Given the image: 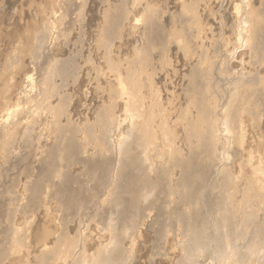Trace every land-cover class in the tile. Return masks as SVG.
Segmentation results:
<instances>
[{"label":"rangeland","instance_id":"rangeland-1","mask_svg":"<svg viewBox=\"0 0 264 264\" xmlns=\"http://www.w3.org/2000/svg\"><path fill=\"white\" fill-rule=\"evenodd\" d=\"M50 1H51V3H50ZM52 1H53V3H52ZM79 1H81V2H79ZM79 1L78 0H0V106L2 108H4L6 103L10 102V98H12L13 95H16L18 92H20V89L23 86V84H22V82H20L21 84L16 88L15 87L16 82H17V80L20 81L21 76H23L22 73L25 69H32V68H34L35 73H37L35 75V77L38 75L40 80L42 81V82L40 81L42 84H40V87L37 88L35 90V92H33V94L31 95L32 96L30 99L31 105L27 103V102H29V100H27V102L26 101H23V102L20 101L18 104L20 106H18V107H21L20 109L22 111H23V109H26L28 107V109H26V111L24 110V112L26 113L28 110L27 114H28V116H30L29 112L31 114L32 113L31 110L33 111L35 108H39V107L43 106L44 103L47 104V105L44 104V106H46L47 108L41 107V111H45L44 109H46L45 112L47 114L45 117L47 119L45 118L46 121H43V123L40 125L41 129H39V126L37 127L39 131L41 130L40 132L36 128L37 136L33 135V133H32L33 131L31 130V128L26 129V127H25L26 125H24V124H23V126L17 127L18 130L16 128H11V130L8 129L9 131L5 130L6 133L4 131V134L2 135L3 138L8 141V144L7 143L6 144L5 143L0 144V149L4 148V149H2V151H0V155H1L0 156V161H1L0 162V165H1L0 166V189H1L0 194L3 193V195H0V199H1L0 200V218H1L0 223L2 222L0 225H2V227L5 226L4 223L7 220L8 216L9 217L11 216L12 218H8L7 221H10L11 219L16 221L17 217L15 219V218H13V216L17 215L16 208L18 209V211H20V206L22 205V203H21L22 201H20V202L16 201L19 199L17 197L19 194H21V196L23 195L24 192H22L21 190H23L24 186H27V184H29L31 182V178H33L31 176L34 175L33 169L36 170L38 168L37 165H39V163H37V162L40 160V158H41V160H43L41 156L43 155V153L45 151L48 150L47 148L50 147L49 143L51 141L49 139L50 137H48V136L51 134H52V136L54 135V132H51V131L56 130V128H52L53 126H55V122H57V124H56L57 126L59 123H61L63 125L66 123L69 126L70 125L72 126V124H73L75 131L77 130L76 132L78 133L77 134L75 132L76 136H77L76 138L77 139L79 138L77 140L78 143H76V144L79 145V142L81 141L79 146H80V150H81L80 156H82V157L80 158L79 155L77 157L80 159L83 158L85 160H82V161H84V162H82L80 159H78L79 161L78 160L76 161L78 164L74 163V165L73 164L70 165L69 170L70 169L72 170V171L68 170L70 172V174L66 170L69 166L68 164L66 167L64 166L65 168L63 167V170L64 171L66 170L65 171V172H67V173H65L66 175L69 174V176L70 175L74 176V178H76V180L78 181L77 182L78 185H79V182L81 181L80 184L82 186L79 185V188L78 187L75 188L76 190H77V188L81 189V187L83 189L85 188L84 189L85 191L83 193L81 192V190L80 191L78 190L79 194L75 193L76 194L75 199L77 200L78 203L81 200L83 202L85 200V202H84L85 204L82 202L85 206V209H84V206L82 207L83 204L81 202H80L81 204L77 203L79 206L81 205L79 208L80 211H81V209H82V211L83 210L84 211L83 212L81 211L82 213L78 212L79 210L77 208L79 206L76 204L78 207L76 206L77 208L74 207V210L72 209L71 211H69V212H72L71 214L68 213L69 215L74 216L75 218L70 217L69 215L65 214V212L63 213V211L61 209H59L60 207L58 206V204L54 203L55 201L53 199H51V197H48L50 195V193H49L50 191L45 190L46 193L45 192L41 193L40 198L37 197V201L40 200L41 202L38 201L37 207L40 206V207H38L40 210L37 211V213H36L37 216H32L35 218L37 217L36 221L34 220L35 218H32V220H31V217H30V219H28L29 223L28 222H21L22 219H20V220L18 219L15 222L18 225L17 226L18 230H19V228H22V231H23L25 228V230L27 231L28 227L30 229L31 226L35 228L34 232L32 231L33 232L32 234L29 231L26 233L25 230L23 231V233L24 232L25 233L22 234L20 232L21 230H19V232L21 233L20 236L23 235L22 238L26 236L25 241H27V238H28L27 242H30L31 241L30 238L32 235L38 236L41 233V231H43L46 228L47 222L50 220V222L52 223V227L55 228L54 231L56 233H54V236L57 237L59 234V235H62L64 239L66 238L65 239L66 241H65L63 238H61V236L57 237V238L60 237V239H63V241L67 243V244L65 243V246H63L64 242H61L62 240H60V242L62 244V245L59 244L62 248L58 247V250L61 248L58 251L60 253V255H62V253H63L64 255H62V256L64 257L65 253L69 252L72 248L73 251H70V252L74 253V254H72V255H74L73 256L74 258L82 257V258H85L84 260L86 261L88 256L90 257L92 254L94 255L95 253L98 252L99 245H100V247H102V245H104L105 238H103V235H104V233L106 234L105 231L108 229V227L114 226L115 224H116L115 226H117V224L122 223V225L121 224L120 225L123 227H124V225L129 226V227L125 226V228L122 227V230H129L130 229L129 231L131 233L128 231H127V233L130 235H135V240L134 241L132 240L133 243L131 242V238H129L130 240L129 239L126 240V241L130 242L129 243L130 245L127 243V245L129 247L126 245L125 249L128 250L130 253H131V251L133 253V254L131 253V257L126 262V264H264V191H263L264 186L261 185V183L264 184V0H242V2H241V0H144L145 3H144V1L142 2V4H141V2H139L140 5H139V3H135L136 0H134V1L132 0V2H131V0L130 1H128V0H79ZM126 1H128V2H126ZM121 2L123 5L121 4ZM125 2H126V4H125ZM136 2H138V1H136ZM78 3L80 5L81 4L82 5L81 6L78 5ZM58 4H60V7ZM124 5H126V7ZM141 5H144V6L141 7ZM182 5H184L183 8H182ZM189 5L191 7H193L194 9H190L191 7H189ZM62 6H65V7H62ZM246 6H248V9H246ZM79 8L80 9L82 8V9L79 10ZM121 8H122V11L125 12V13L122 12V13H124L123 16L124 17L126 16L125 21L123 20L120 23L121 26H119V25L117 26L118 29L116 27L115 34L112 36L114 38H112L111 40L108 41V40H106L105 35H104V33L106 32V30L108 28L107 25H110L109 21L111 20V17L114 15V12L121 9ZM183 10L185 13L183 12ZM132 11L135 12L134 16H136V17H141L143 14H148V16H150L154 20L157 27L160 28L159 34H158V39H160L161 36L163 37V35L165 34V36L162 38V40H163L162 42L164 44L158 45V46H151L150 44H148L150 46V48L151 47H155V48L154 49L151 48L150 50L148 48L147 51H149V52L144 51L145 55H143L144 53H142L141 51L144 50V47H143L144 45H146L145 47H147V44H146L145 40L142 39L141 35L138 32H136V30H133V28L130 27L131 26L130 23H132V20H131L132 19L131 16L133 15ZM181 11L183 13H181ZM186 11L189 14L186 13ZM191 11L193 12V14L195 13L194 11H196L195 15H193L191 13ZM237 13H240V15H244V16H240ZM245 14H246V16H245ZM77 15H78V17H77ZM181 15H182V17H181ZM62 17H64V18H62ZM183 17H185V18H183ZM239 17L241 18L242 22L239 21L240 20ZM181 18H182V20H181ZM192 18H193V20H192ZM128 19L130 20V22ZM187 21H188V23H187ZM196 21H198V22H196ZM244 21H246V24ZM179 22H181V24H178ZM247 22H248V24H247ZM54 23L56 24V26ZM65 23H67V24H65ZM242 23L245 24L246 28L244 27V29H243L242 26H244V25H242ZM180 25H182V26H180ZM247 25L249 26V28ZM123 26H124V28H122ZM181 28L184 29V33L179 32L182 30ZM188 28H189V30H188ZM238 28H240V29H238ZM247 28H248L249 32L245 31V30H247ZM242 29L245 32H243ZM48 30L50 31V34H47V32L49 33ZM240 31L243 32V34ZM250 31H251V33H250ZM116 32H118V33H116ZM160 32L162 34L161 36H160ZM253 32L256 34V36L254 35ZM258 32H259V34H258ZM260 32H262V34ZM43 33H44L45 39L43 38ZM238 33L239 34L241 33V35L246 34V35H244V37L247 36V33H249L248 36L246 37V41L244 42L245 46H242L243 45L242 41H240L242 44L239 45L240 43L237 40V38L239 37ZM52 34H54V35H52ZM49 35H51L50 39H48V37H47ZM252 36H253V39H252ZM257 36H259V37H257ZM53 37H54V39H53ZM166 37H167V39H166ZM251 39H252V42L254 41L253 43L251 42ZM137 40L139 41L138 44H137V42H138ZM141 40H142V42H141ZM41 41H43V42H41ZM47 41H49V42L51 41V42L47 45V44H45ZM235 41H236L237 45H236ZM43 43H44V45H43ZM251 44H253V46ZM139 46L140 47L142 46V47L140 48ZM159 46H161V48ZM158 47H159V49H158ZM136 49H137V51H136ZM231 49H233V50H231ZM226 51H227V53L228 52L229 53L226 54ZM232 51H234V55H230V53L233 54ZM138 52H139V54H138ZM139 55L140 56H146V57L149 56V58H151V60L148 59V61H147V63L149 65L151 64L150 66H152L151 70L149 68L150 67L149 65H147L148 67L147 66L143 67V65L141 63V62H143V60L142 61L140 60ZM238 55H239V57H237ZM232 56L235 59H232ZM146 57H143V58L141 57V59H144ZM138 58H139V60H137ZM224 59H226V60H224ZM149 61H152V62H149ZM222 61H224L223 62L224 65L222 64ZM226 61H228V62H226ZM137 62H139V63H137ZM47 64H48V66H47ZM50 64H52L51 66H54V65L55 66L56 65L65 66V71L66 72L68 71L70 74L72 73L71 74L72 77H70V78L67 75H65V78H64L65 81H63V82L61 81L62 79H57V77H53L56 80V81L54 80V89L53 90L54 91L56 90L58 92L52 91L50 93L49 88L47 90L48 82L45 78H46V75L48 73L47 70H48V67L50 66ZM210 65H211V67H210ZM146 67L149 69H147ZM39 68H41V69H39ZM120 68H121L120 71H122V72H120V71L118 72V69H120ZM124 70H125V72H124ZM109 71L111 72V74H109ZM112 74H114V75L112 76ZM118 74H120V76H117ZM75 75H76V77H75ZM121 76L122 77L124 76V77L122 78ZM127 76H130V78ZM117 77H118L119 81H117ZM126 77H127V79H126ZM124 78H125V80H124ZM194 78H195V87L192 89L191 86H192V81L194 80ZM74 79H77V80H74ZM122 79L124 80L123 83H125V86L128 87L125 89L132 88V86L134 85L133 89H132L133 91L135 90L134 95L136 96L138 94V96L135 97V99L136 98L139 99V101L136 100V102H135V108L137 110H133L134 112L135 111L137 112V114L135 113L137 115V120H135L134 123L141 125V127L144 129V130H142L143 135H145V136H146V133L148 131H150V133H151V131L153 130L151 133L152 135L148 132L147 136L148 137L151 136L150 138H148L149 139L148 146L151 142V144H153L154 147L150 145V148H151V151H150L149 147L147 146V151L149 150L151 153L150 152L148 153L146 151V154L147 155L149 154L148 157L150 156L149 161L152 158L154 161V162L152 161L153 163L150 161L152 164V171L154 170L153 171L154 176H153V173H151L152 174L151 177L157 176V179L158 180L160 179L159 182L162 181V179H163L162 183L165 182L164 179L167 182V183L166 182L164 183L165 185L163 184L165 188L162 186V184L159 185V187H158L161 190H163V191L160 190L159 195L161 194V196L158 195V191L153 192V194H151V195H153L155 198L158 195L159 197H157V198H160V200L161 199L163 200V201L157 200V201H160V203L159 202L158 203L161 204V205H159L156 203L157 205L162 206V205H165L167 202L168 203L167 205H169V203H170V207L169 206H163V207H166V209H163L161 207L158 208L159 206L157 207V205L154 204V206L152 205L153 207L151 206L152 209H149L151 207L148 206V209L152 212L151 213V212H148L149 210L147 211V209H146L147 204H145L144 207H142L141 211H143V208H144L145 209L144 211L145 212L147 211L148 214H147V212L144 213V211L142 213L141 211L137 210V208L135 206L132 205V207L134 209L130 210V208H129V210L134 214L133 215L128 210L127 205H129V203H128V200L126 199L127 197H124L125 199H124L123 203L126 204V202H127L128 204H126L125 206L123 205V203H122L123 206L121 204H120L121 206H118V204H117V205H115L116 208H115V206H113L114 204L112 203V200H111L112 205L110 204V199H108L109 200L108 203L106 202L108 200H106L104 203L101 202L103 199L104 200L106 199V198H104V194H106L105 196H107V194L109 193V192H106L105 190L110 186V185H108L110 183L105 184V186L107 185V188L103 187L104 190H102L103 188L102 189L96 188L97 187L96 185L98 184V182L96 185L93 182H94V180L96 182L97 174H94L95 175L94 178H93V175H90V176L87 175L86 176L85 169H84V166H86V162H88V161L90 162V160H91L90 158H92V157H93L92 158L93 161H95V162H93L91 160L92 164H87V165L98 166V168H100L99 166H101L102 169L107 170L106 171L107 173L110 171L112 172V170L115 169L114 167L117 166L116 162H114V161H116V158H115L116 144L114 145V141H111L113 137L115 139L116 138L119 139V136H118L119 133L118 132L120 131L119 130L120 128L117 129L118 124L115 123V121L118 120L119 123H121L120 126H123V128L126 129L127 127H125V126H126L127 122H125V121L126 120L128 121L127 118L129 116V114L127 112H125V114L127 113V115L125 117V114L123 112V111H126V109H124L123 106H124V103L125 104L127 103L126 102L127 100L121 99L123 97L119 96V94H120L119 92L117 93V91H119V88H117V86H118L117 82L118 83L120 81L122 82ZM132 79H134V80L132 81ZM59 80L62 83H64V85ZM127 80H130V81H127ZM57 81H59V82H57ZM125 81H127L128 83L130 82V83L128 84ZM131 82H133V83H131ZM251 82H253V83L251 84ZM110 83H112V84H110ZM123 83H120V84L123 85ZM136 83H137V85L139 83V85H138L139 91L137 89L138 86L136 85ZM239 83H241V85ZM236 84L237 85L239 84V86H237ZM235 85H236V87H235ZM142 86H143V88H142ZM249 86H250V88H249ZM149 87H150V89H149ZM116 88H117V91H116ZM156 90L159 92H157ZM136 92H138V93H136ZM257 92H258V95H257ZM54 93L57 95V97L55 96ZM57 93L60 95H58ZM106 93H108V94H106ZM252 93L255 94L256 96H254ZM46 94H48V95H46ZM63 94L65 95L64 98L61 97V95H63ZM109 94H111V95H109ZM112 94L113 95L116 94V95L112 96ZM50 95H52V96H50ZM157 96H159V97H157ZM35 97H36V99H35ZM198 97H200V99H202L203 105L206 108H208L207 118L208 119L210 118L209 119V122H210L209 127H207L206 126L207 124H204L199 119V117H200L198 115L199 111H198V107H196V100L198 99ZM37 98H40V99L38 100ZM42 98L44 100V103H43V101H41ZM45 98L46 99L48 98L47 99L48 103H47ZM113 98H114V100H113ZM249 98L252 100L251 103H250L251 100ZM247 99L249 100L250 105L253 104V106H251V108H250V105L248 104ZM61 100H63V101H61ZM123 101H124V103H123ZM228 101H230L231 103ZM33 102H35V103L33 104ZM36 102L40 106L37 107ZM62 102H64V103H62ZM226 103L227 104L230 103V106L228 105L229 106L228 107ZM64 104L67 106H65ZM139 104L141 105V107ZM32 105L35 108H33ZM116 105H117V107H116ZM144 105H145V107H144V111H143L142 107ZM248 105H249V108H248ZM60 106H63L65 108L64 109L65 111L62 109L63 107L58 108ZM225 106H227L229 108L230 114L233 113L232 116H235L237 113L238 116L237 115L236 116L239 119V121H238L239 123H237L235 126H233L229 133H225L224 129L221 128V125L224 124L222 122V121H224L223 118L226 119V117H225L226 115L224 113L228 109L227 107L225 108ZM231 106L233 107L232 110L230 109ZM54 107H56V108H54ZM112 107H113V109H112ZM158 107H159V109H158ZM2 108L0 109V111H2ZM108 108H110V109H108ZM125 108H126V105H125ZM235 108H237V109H235ZM253 108L256 111H254ZM56 109H58V111L60 110L59 112H56V114L58 113L57 116L54 113L55 111H57ZM224 109H226V110L224 111ZM238 109H240V110H238ZM110 110H112V112ZM229 110L227 112H229ZM52 111H53V113H52ZM62 112H66V114L64 113V116L67 115V117H64ZM121 112H123V114ZM51 113L53 114L54 117H52ZM59 113L62 115H59ZM105 113H106V116L104 115ZM113 113H114V115H113ZM133 113H131V114H133ZM257 113H258V116H257ZM27 114H25L24 118L25 117L27 118ZM108 114H109V116H108ZM135 114H133V115H135ZM141 114H143V115H141ZM239 114H240V117H239ZM111 115L114 116V120L112 119L113 116H111ZM120 115H122V116H120ZM136 115L133 116L134 119H135ZM61 116H63V117L61 118ZM102 116H105V117L108 116L106 118V120L108 119L107 120L108 121L107 122V133L109 136L106 133V135L108 136V137H106V141L108 139V141H107L108 143L109 142L113 143V144L112 143L108 144L106 142V149H105V145H102L100 142H99L100 143L99 147H101V148H99L98 145H96V144H98V142L95 139L96 134H97V128H98L97 124L102 121L101 119L104 118ZM147 116H149L150 119ZM197 116H199V117H197ZM222 116H223V118H222ZM57 117H58V119H57ZM118 117H120V118L118 119ZM144 117L145 118L147 117V118L145 119ZM110 118L113 121V123L115 124L113 126L114 128L112 127V125H110L112 123ZM139 118H141V119H139ZM147 119H149V120L146 121ZM219 119L220 120L223 119V120L219 121ZM57 120H59V121H57ZM197 120H198V123L200 122V124L197 123ZM48 121L51 123H49ZM69 121H71V122H69ZM136 121H138L139 123ZM143 121H145V123ZM186 121H188V122H186ZM146 122H147V124H146ZM166 122H167V124H165ZM179 122H180V124H179ZM219 122H221V125ZM52 123H54V124H52ZM187 123H188V125H185ZM211 123H213L214 125L212 124L213 125L212 126ZM61 124H59V125H61ZM150 124L152 125L153 129L151 128V126H149ZM85 125H87L86 126L87 128L93 129L94 136H93V134L91 136H90V134H86L85 136H84V134H82V133H87L85 131L86 130ZM143 125H144V127H143ZM145 125H146V127H145ZM166 125L169 126V128H167L166 130H169V131L173 130V131H170L172 134L169 136V138H166L170 134L169 131H166V130L164 131L165 127H167ZM47 126H49V128ZM163 126H165V127H163ZM141 127H140V129H142ZM148 127H150L152 130H149L150 128H148ZM161 127H162V129H161ZM204 127H205V129L202 130V128H204ZM215 127L217 130L216 131L217 134L219 133L218 135L216 133L215 134L218 136L217 138H219V139H216V137H215V139H214L215 141L213 139L209 140L210 143L212 142L210 144V143H208V137L207 136H206L207 138L204 137L203 134L207 133L208 130H206V129H209V128H212L213 132H215L214 131ZM219 127L221 129V132H220ZM45 128L47 130H45ZM52 129H54V130H52ZM159 129H161V130H159ZM200 129H201V131H203L202 134H201ZM212 129H210V130L212 131ZM29 130L31 131V133H29L30 132ZM12 131H15V132H13L14 134L12 133ZM17 131H19L22 134V136H24V137H22L21 134H19V132L17 133ZM25 131H27V134L23 133ZM49 131H50V133H47ZM114 131H116V132H114ZM159 131H161V133ZM162 131H164V132L162 133ZM223 131H224V134H223ZM110 132L113 133L114 135H112ZM138 132H139V130H138ZM165 132H168V133H165ZM174 132L176 134H174ZM11 133H12V135H11ZM36 133L34 132V134H36ZM9 134L11 137L16 135L15 136L16 138L13 137V139L11 138V140H10ZM164 134H165V137H164ZM25 135L29 139L30 138L32 139L35 136L34 137L35 140L32 139L33 141H30L29 139H26ZM28 136H30V137H28ZM86 136H87V138L90 137L89 138L90 140L87 139ZM201 136H203V138H201ZM219 136L222 138H220ZM8 137H9V139H8ZM20 137L25 138L26 140H29L31 144L28 141V143L30 144L29 145L28 143H26L27 141L25 139H21ZM37 138H39L38 141H37ZM176 138H178V139H176ZM18 139H19V143H18ZM86 139H87V141H86ZM92 140H94V141H92ZM75 142H76V140H75ZM169 142H172V143L174 142L173 144L174 145L176 144L175 148H171L172 145ZM205 142H207V143H205ZM34 143H36V144L33 146ZM45 143H47V144H45ZM91 143L93 144L92 147L94 149L92 147H90L92 145ZM4 144H5V147L9 146L10 148L6 149L5 147H3ZM22 144H24V145H22ZM50 144H52V143H50ZM212 144H214L213 147H211ZM27 145H29L31 148L25 147ZM112 145H114L115 147L113 146L114 148L111 147L113 149H111V148L108 149V146H112ZM174 145L172 147H174ZM204 145H206V146L204 147ZM167 146H169V147L167 148ZM84 147H86L85 151H84ZM169 148H170V150L174 149L175 151H169ZM10 149H12V150L17 149V150L16 151L13 150L14 151V153H13V151ZM89 149H91V150L89 151ZM153 149H154V151H153ZM8 150H10L11 152ZM95 150H97L98 153L95 152ZM98 150H101V151H98ZM107 150L109 151V153ZM110 150H111V152H110ZM112 150H114V153H112L113 152ZM208 150L215 151L212 154H213V156H214V154L215 155L217 154L215 157L217 160L216 162H215V159L213 157H211L212 156L211 151H210V153H208ZM93 151H94V153H93ZM103 151H106L107 153L105 152L106 154L102 153V155H101V152H103ZM180 151H182V153ZM188 151L191 152V155ZM196 151H198L199 153H197ZM91 152H92V154H91ZM167 152H169V153L166 154ZM173 152H175V154H173ZM176 152L177 153L179 152L178 154L181 153L182 155L181 154H180L181 156L177 155ZM152 153H153V155H152ZM170 153L172 155V159H171V155H169ZM109 154H111V155L114 154L113 155L114 157H112ZM205 154L207 156L204 158ZM95 155L98 157L97 158L98 160L96 158H94V157H96ZM8 156L9 157L11 156V157L9 158ZM83 156H86V157H83ZM174 156H176L175 159H173ZM177 156H179V158ZM191 156L196 157V159H197L196 164L200 165V167H199V165H197V167H199V169L203 172V174H202V172H200V170H199V172L197 173L198 178L201 177L198 179V182H197V177L194 179V180H196L195 183L197 182V185H198L197 187L200 186L199 190L197 188V191H198L196 194L197 198L195 197V199L193 201L194 205L196 202L200 203V204L196 203L197 204V206L195 205L197 207L196 209L192 208V206H193L192 202L191 203L189 202L186 204L181 202L180 201V194L177 192L176 189L173 188V185L177 183V179L181 175L180 173L182 171L180 169H181L182 163L185 162L184 158L185 157L190 158ZM201 156H203V157H201ZM208 156H210L211 159L207 158ZM1 157H2V159H1ZM6 157H7V159H6ZM102 157H103V159H101ZM199 157H201L202 159ZM108 159H109V161H108ZM213 159H214V161H213ZM110 160L111 161L113 160V161L111 162ZM206 160H208L209 162ZM252 160H254V161H252ZM257 160H259V162ZM2 161L5 163H3ZM80 161L82 164L80 163ZM165 161H167V162H165ZM182 161H184V162H182ZM39 162H41V161H39ZM150 162H149V164H150ZM174 162H175V164H174ZM101 163H103V164L105 163L106 166H105V164L103 165ZM109 164L112 167L111 166L108 167ZM154 164H156V165H154ZM157 164H158V168H157ZM80 165H81V167H79ZM153 165H154V168L156 167L155 169H153ZM205 167L207 170L205 169ZM214 167H217V168L214 169ZM73 168H75V170H77V171H75ZM27 169H28V171H27ZM30 169H32L31 171L33 173H31ZM157 169H158V171H155ZM216 169H218V171ZM78 170H80V171H78ZM23 171H24V173H23ZM77 172H78V174H77ZM156 172H158V173L156 174ZM25 173H27V174H25ZM73 174H75L76 177ZM199 174H201L203 177L205 175L206 176L203 179L202 176H200ZM257 174H261V175L263 174V176H262L263 178L261 176H259L260 181L262 180L261 182H258V180L256 181L255 178H256ZM160 175H163V176L165 175V176L162 177ZM174 175H176V176H174ZM25 177H27V179ZM87 177H88L89 182L86 180ZM158 177H160V178H158ZM170 178L171 179L173 178V179L170 180ZM200 179H202V180H200ZM76 180L74 179L72 181L74 184L72 183L73 185H71L70 187L77 185ZM19 181H20V183H19ZM82 181H83V184H82ZM84 182H86V183H84ZM91 182H92V185L89 184ZM255 182H258L260 184L255 185ZM16 184H19V185H16ZM21 184H24V186L23 185L20 186ZM55 184L59 185L57 181L55 182ZM85 184L89 185V186H87L89 191H87L88 189H87ZM93 185H95L94 186L95 189H94ZM15 186L16 187L18 186V188L20 186L19 189L17 188L19 190V192L15 188ZM175 186L176 185H174V187ZM261 186H262V188H261ZM90 187H91V189H90ZM169 187L171 190H168ZM195 187H196V184H195ZM93 189L94 190L97 189V191L98 190L99 191L98 192L94 191V193H92ZM73 190H74V188H73ZM100 190H102V191H100ZM165 190H167V191H165ZM221 190H223V191H221ZM11 191L15 192V194L13 192L10 193ZM107 191H109V190H107ZM170 191H171V193H170ZM7 192H9V194ZM85 192H87V193H85ZM104 192H106V193H104ZM174 192H176V193H174ZM91 193H92V195H91ZM165 193H168L166 195L167 198L164 197ZM172 193H174L175 195ZM43 194H45L46 196L45 195L43 196ZM155 194H156V196H155ZM7 195L8 196L14 195L15 197L12 196L10 199L16 201L17 203L13 202L12 200L10 201V199H8L9 197L7 198ZM77 195L80 196V197L78 196V199L81 198L80 201H78ZM81 195H84V196H81ZM88 195H90V197ZM97 195H99L98 196L99 200L96 197ZM101 195H103V196L100 197ZM162 195H164L163 198H165L166 201H165V199L162 198ZM170 195H171V197H170ZM2 196H3V198H2ZM86 196H88L89 198L88 197L86 198ZM92 196H94V198ZM108 196H107V198H108ZM153 196H150V197H153ZM46 197H48L50 199H47ZM13 198H15V199H13ZM155 198H153V199H155ZM170 198L171 199L175 198L174 199L175 201L173 200L174 203L176 204V202H177L176 205H178V206L181 205L182 207L179 206V208H177V206L172 202V200H170ZM222 198L224 200L223 203H222V200H220ZM44 199H47V201ZM90 199L93 201L90 202L91 201ZM95 199L98 203H99V201L101 202V203H99L100 206L98 204L95 205V203H94ZM153 199L149 198L148 199L149 203ZM217 199H218V201H216ZM8 201L11 202V205L9 204L10 202H8ZM168 201H170V202H168ZM43 202L46 205H48L49 207L48 206L46 207V205ZM47 202H50V204ZM163 202H165V204ZM12 203L13 204L15 203V204L13 205ZM19 204H21V205L19 206ZM35 204H36V202H35ZM188 204H190V206ZM43 205L48 209L46 210V208ZM172 205H174L175 208ZM13 206H14V208H12ZM96 206L99 208H97ZM121 207H122V209H120ZM123 207H126V208H123ZM154 207L156 208L155 209L156 212H154L155 211ZM1 208L5 209L6 211L9 210L8 212H10L11 209L12 210L9 214L8 212H6L5 210H3ZM43 208H45V209H43ZM169 208L171 210L173 209L172 210L173 214H171L172 212L170 211ZM186 208H187V210H186ZM13 209H14V211H13ZM49 209H50L51 213L48 212ZM126 209L132 215L131 216L132 219L129 217L131 220L128 219V217H127V216H130V215H127V214H129L128 212H126V214H124V215H119V214H123L122 213L123 210L127 211ZM177 209H180L179 212L180 211H183V212H181L178 215L179 212L177 211ZM43 210L45 211V213ZM76 210H78V211H76ZM112 210H113V212H112ZM118 210H121V211L118 212ZM135 210H136V212H135ZM166 210L167 211L169 210V211L167 212ZM174 210H176V214H175ZM55 211H58L60 213V214L59 213L58 214L61 216L59 217L58 214L55 215V213H57ZM115 211H117L118 213ZM185 211H186V213H185ZM13 212L15 213V215H13L14 214ZM38 212H40L41 214ZM190 212L192 215H190ZM182 213L184 214V216L187 214V216H185L187 218H184ZM217 213H218V215H217ZM219 213L223 214V216L219 215ZM45 214L47 217H45ZM75 214H77V215H75ZM114 214H115L116 218H118V217L123 218L122 216H125L124 218L126 220L124 218H123V220H124V222L127 221L128 223L127 222L124 223V222H122L123 220L119 221V219L113 218L112 216H114ZM136 214H138V215L135 216ZM140 214H141V217H140ZM62 215H63V217H62ZM193 215H194V217L197 216L196 218L193 219L194 223L191 222V220H192L191 216L193 218ZM57 216L62 221V222L60 221V223H63V224L58 223L60 219H58ZM77 216L81 220L79 218H76ZM109 216H111L110 219H112V221H108ZM220 216L222 218L224 216L227 218L224 217L226 220L224 218H223L224 219L223 220ZM65 217H67V218H65ZM135 217H137V218H135ZM182 217L184 219H182ZM189 217H190V220H189ZM217 217L220 219V221H225V222L227 220L231 219L232 221L229 220L227 222L228 223L230 222L233 225V227H234V224L236 225L235 230L237 228L238 232L239 231L242 232L241 234L239 232L240 237L238 234H236L235 236L237 238H235V236H234L235 239H233V237H232L229 240H224L223 239L224 237H222L223 235L215 232V234L217 233V238L215 235L214 239H213V236H212V235H214L213 228L221 226V224H222ZM3 218H4V220H3ZM63 218L66 220H64ZM103 218H104V222L102 221ZM133 218L135 220H133ZM139 218H141L142 220H140ZM179 218H181V219H179ZM46 219H48V220H46ZM68 219H71V220H68ZM73 219H74V221H72ZM75 219H77V220H75ZM99 220H101L103 222V224H106V225H107V222L111 223L113 221L115 222V224L113 222V223H111L112 225L110 226V223H108L109 225L106 228V225H103L104 227L101 225L102 224L101 221H100L101 223L100 222L98 223ZM116 220H118L119 222L117 223ZM184 220H186L185 221L186 223L183 222ZM68 221L69 222L72 221V223H69ZM188 221H190L192 224H195V226H199L200 228H202L203 232H205L206 235H208V237L212 234L209 237L212 240L210 241V239H208L209 240L208 242L210 244V249H211V247H214V248H212L211 250H208L209 251L208 252L206 250V248H209L208 247L209 245L206 242L205 248L203 246V248H201L200 251H194L193 249L191 250L190 245H185L186 243L184 244V242H189V244H190L191 243L190 240L192 238L190 235L189 227L187 230V226L190 225V224L187 225ZM239 221L241 223H239ZM78 222L81 223L82 225L80 226ZM82 222H84V223H82ZM7 223H9V222H7ZM28 224L29 225L31 224V225L29 226ZM98 224L100 225V227L102 226L103 230L105 228L104 232H103L102 228H100V227L98 228ZM23 225L25 226L24 228H23ZM63 225L64 226L66 225V226L64 227ZM77 225H78V227L82 228V230H83L82 232H81V228H80V232L78 230V227L76 228ZM213 225H215V226H213ZM2 227H0V237L2 238V239L0 238V240H1L0 241V247H2V244H3V247L1 249L4 250L5 247H8L9 245H10L9 247H13L12 243H14V241L12 240V238H11V240L13 241L12 243L10 242L11 240L9 238L8 239L10 241H8V239H4V236L1 233ZM66 227H68V228H66ZM133 227H136L135 230ZM40 228H41V230H40ZM69 228L71 231L69 230ZM132 228H133V230H131ZM205 228H206V230H205ZM216 229L217 228H215V230ZM99 230H100V233L98 232ZM60 231H63V234ZM77 231H78V233H77ZM210 231H212V233ZM65 232L67 233V235ZM101 232H103V234ZM82 233H83V235H82ZM27 235H29L30 237ZM220 235H221V237H220ZM242 235H244V236H242ZM20 236H19V239H22V238H20ZM77 236H78V238H77ZM86 236L87 237L89 236V238H87ZM74 237L76 239H78V241L80 238V241L76 242L77 240L74 239ZM187 237H189L190 239L189 238L187 239ZM219 238H220V240H219ZM23 239L21 240V242L23 241ZM72 239L75 240L74 243L76 244V246L80 248L79 251H78V249H76L75 244L73 243ZM243 239H245V240H243ZM2 240H5V241L2 242ZM81 240H82V243H81ZM93 240L94 241L96 240L97 243L94 242ZM98 241H100V242H98ZM228 241H229V243H228ZM4 242H7V243H5L6 245L4 244ZM27 242L22 243V245L25 248L28 247V249L27 248L24 249V247L21 245V243H19L21 246L19 244L15 243V245L17 244V246H18V249H16V251H17L16 255L20 254L19 257L16 256L15 254H13V253H15L14 252L15 246L13 247L14 249L9 248V250H8L9 254H7V255L11 259L6 257L7 258L5 260L6 262L3 261L2 263L3 264L4 263L5 264H15V263L16 264H28L27 261L29 260L30 264H40V263L34 262V261H36L35 260L36 257L34 256L35 254H32L31 250L29 249V243H27ZM93 242L95 243V246H94ZM215 242L216 243L218 242V243L216 244ZM9 243H11V244H9ZM234 243H235V245H234ZM68 244H69V246H68ZM232 244L234 246H232ZM131 245H133V246H131ZM70 246H72V247H70ZM83 246H85L84 247L85 250L82 248ZM87 246H89V247L87 248ZM130 247H131V249H130ZM233 247L235 248V250L233 249ZM63 248H65V249H63ZM66 248L67 249L70 248V250L68 249L69 250L68 251V250H66ZM96 248H98V250H96ZM184 248L187 250H189V248H190V250L187 251ZM82 249L84 251H81ZM202 249H204V251ZM76 250H77V253L82 252V254L77 255V253L75 252ZM10 252L12 253V255H11L12 257L10 256ZM93 252H95V253H93ZM27 253L29 255H27ZM31 254L33 257H30ZM85 255H88V256L85 257ZM186 255H188L189 258L186 257ZM27 256H29L30 258ZM71 256L69 257L68 261H66V260H65L66 262L64 261L66 264L71 263V260L73 259V257H71ZM89 257H88V259L91 258V257L90 258ZM17 258H18V260H17ZM187 258H188V260H187ZM89 261L90 260H87L86 262H89ZM64 262H62V263L65 264Z\"/></svg>","mask_w":264,"mask_h":264},{"label":"bare ground","instance_id":"bare-ground-1","mask_svg":"<svg viewBox=\"0 0 264 264\" xmlns=\"http://www.w3.org/2000/svg\"><path fill=\"white\" fill-rule=\"evenodd\" d=\"M79 1V0H78ZM128 1H130V0H128ZM128 1H126V2H128ZM134 1V0H133ZM136 1H138V2H136ZM135 1V3H139V2H141V4H142V2L144 1V0H136ZM56 2V1H55ZM54 2V3H55ZM79 2H81V1H79ZM83 2V1H82ZM126 2H125V4H126ZM131 2H132V0H131ZM241 2H242V0H241ZM249 2V1H248ZM50 3H51V1H50ZM52 3H53V1H52ZM68 3V2H67ZM144 3H145V1H144ZM147 3V2H146ZM183 3V2H182ZM246 3V2H245ZM121 4H122V2H121ZM243 4V3H242ZM59 5V7H60V4H58ZM57 5V6H58ZM78 5H80L79 3H78ZM82 5V4H81ZM80 5V6H81ZM123 5V4H122ZM121 5V6H122ZM135 5V4H134ZM137 5V4H136ZM139 5H140V3H139ZM147 5V4H146ZM186 5V4H185ZM240 5V4H239ZM247 5V4H246ZM249 5V4H248ZM120 6V7H121ZM125 7H126V5H124ZM144 5H141V7H143ZM183 6L184 5H182V8H183ZM62 7H65V6H62ZM83 7V6H82ZM181 7V6H180ZM189 7H191L190 5H189ZM123 8V7H122ZM122 8L121 9H119V10H117V11H115L114 12V15L111 17V20L109 21L110 22V25H107L108 26V28H107V30H106V32L104 33V35H105V38H106V40H111L112 38H114V37H112L114 34H115V31H116V27L119 25V26H121V22L124 20L125 21V17L123 16V14L125 13L124 11H122ZM135 8V7H134ZM133 8V9H134ZM185 8V7H184ZM187 8V7H186ZM61 9V8H60ZM82 9V8H81ZM80 8H79V10H81ZM118 9V8H117ZM190 9H194L193 7H191ZM241 9V8H240ZM246 9H248V6H246ZM67 10V9H66ZM182 10V9H181ZM244 10V9H243ZM69 11V10H68ZM67 11V12H68ZM190 11V10H189ZM242 11V10H241ZM122 12H124V13H122ZM133 12V15L131 16L132 17V23H130L131 24V28H133V30H136V32H138L140 35H141V37H142V39H144L145 40V42H146V44H147V47H145L146 45H144L143 47H144V50H142L141 52L142 53H144V51H147L148 50V48H149V50L151 49V48H155V47H151L150 48V46L148 45V44H150L151 46H158V45H162V44H164L162 41V38L165 36V34L163 35V37L161 36L162 34H161V32H160V36H161V38L160 39H158V34H159V30H160V28H158L157 27V25H156V23L154 22V20L150 17V16H148V14H143L141 17H136V16H134V14H135V12L134 11H132ZM183 12H184V10H183ZM182 11H181V13H183ZM195 13H196V11H194ZM247 12V11H246ZM245 12V13H246ZM78 13V12H77ZM145 13V12H144ZM185 13V12H184ZM186 13H188L187 11H186ZM191 13L193 14V12L191 11ZM190 13V14H191ZM195 13L193 14V15H195ZM80 14V13H79ZM189 14V13H188ZM238 15H240V13H237ZM248 14V13H247ZM64 15V14H63ZM197 15V14H196ZM237 15V16H238ZM249 15V14H248ZM82 16V15H81ZM187 16V15H186ZM190 16V15H189ZM240 16H244V15H240ZM245 16H246V14H245ZM250 16V15H249ZM77 17H78V15H77ZM177 17V16H176ZM181 17H182V15H181ZM56 18V17H55ZM62 18H64V17H62ZM76 18V17H75ZM183 18H185V17H183ZM188 18V17H187ZM191 18V17H190ZM240 18V17H239ZM79 19V18H78ZM248 19V18H247ZM62 20V19H61ZM129 20V19H128ZM181 20H182V18H181ZM188 20V19H187ZM192 20H193V18H192ZM195 21V20H194ZM239 21H241L242 22V20H241V18H240V20ZM247 21V20H246ZM246 21H244L245 22V24H246ZM129 22H130V20H129ZM196 22H198V21H196ZM185 23V22H184ZM187 23H188V21H187ZM192 23V22H191ZM55 24V23H54ZM65 24H67V23H65ZM178 24H181V22H179ZM245 24L244 23H242V25H244V26H242L243 27V29H244V27H245ZM247 24H248V22H247ZM49 25V24H48ZM47 25V26H48ZM53 25V24H52ZM183 25V24H182ZM182 25H180V26H182ZM187 25V24H186ZM185 25V26H186ZM239 25V24H238ZM55 26H56V24H55ZM184 26V25H183ZM240 26V25H239ZM248 26V25H247ZM49 27V26H48ZM187 27V26H186ZM190 27V26H189ZM122 28H124V26L122 27ZM185 28V27H184ZM246 28V27H245ZM248 28H249V26H248ZM248 28H247V30H245V31H248L249 32V30H248ZM257 28V27H256ZM48 29V28H47ZM117 29H118V27H117ZM165 29V28H164ZM182 29V28H181ZM238 29H240V28H238ZM242 29V31L243 32H245L244 30ZM252 29V28H251ZM50 30V29H49ZM48 30V31H49ZM132 30V29H131ZM188 30H189V28H188ZM260 30V29H259ZM162 31V30H161ZM239 31V30H238ZM252 31V30H251ZM251 31H250V33H251ZM256 31V30H255ZM258 31V30H257ZM52 32V31H51ZM56 32V31H55ZM119 32V31H118ZM118 32H116V33H118ZM165 32V31H164ZM179 32H181V33H184V29H182L181 31H179ZM178 32V33H179ZM241 32V31H240ZM243 32H241L242 34H243ZM46 33V32H45ZM54 33V32H53ZM177 33V34H178ZM180 33V34H181ZM241 33L239 34V37L237 38V40H238V42L240 43L239 45H241L242 43L240 42V41H242L243 42V45L242 46H245L244 45V42L246 41V37L248 36V34L249 33H247V36H245L244 37V35H246V34H244V35H241ZM254 33V32H253ZM261 34H262V32H260ZM47 34H50V31H49V33L47 32ZM258 34H259V32H258ZM42 35V34H41ZM52 35H54V34H52ZM135 35V34H134ZM254 35L256 36V34L254 33ZM253 35V36H254ZM253 36H252V39H253ZM262 36V35H261ZM45 36H44V33H43V38H44ZM48 37V39H50L51 38V35H49V36H47ZM257 37H259V36H257ZM137 38V37H136ZM262 38V37H261ZM41 39V38H40ZM45 39V38H44ZM43 39V40H44ZM53 39H54V37H53ZM166 39H167V37H166ZM250 39V38H249ZM252 39H251V42H252ZM258 39V38H257ZM47 40V39H46ZM165 40V39H164ZM236 40V39H235ZM244 40V41H243ZM262 40V39H261ZM138 41V40H137ZM169 41V40H168ZM41 42H43V41H41ZM51 42V41H50ZM49 41H47L45 44H49L50 43ZM141 42H142V40H141ZM144 42V41H143ZM144 42V43H145ZM173 42V41H172ZM254 42V41H253ZM252 42V43H253ZM256 42V41H255ZM258 42V41H257ZM261 42V41H260ZM259 42V43H260ZM44 43H43V45H44ZM139 43V41L137 42V44ZM167 43V42H166ZM165 43V44H166ZM235 43H236V41H235ZM143 44V43H142ZM232 44V43H231ZM247 44V43H246ZM258 44V43H257ZM41 45V44H40ZM42 45V46H43ZM236 45H237V43H236ZM252 46H253V44H251ZM255 45V44H254ZM41 46V47H42ZM165 46V45H164ZM167 46V45H166ZM140 47V46H139ZM142 47V46H141ZM140 47V48H141ZM160 48H161V46H159ZM159 47H158V49H159ZM171 47V46H170ZM240 47V46H239ZM165 48V47H164ZM232 48V47H231ZM234 48V47H233ZM249 48V47H248ZM252 48V47H251ZM250 48V49H251ZM139 49V48H138ZM240 49V48H239ZM141 50V49H140ZM229 50V49H228ZM227 50V51H228ZM231 50H233V49H231ZM136 51H137V49H136ZM227 51H226V54H228L227 53ZM147 52H149V51H147ZM231 52V51H230ZM233 52V54H231L230 53V55H234V51H232ZM236 53V52H235ZM138 54H139V52H138ZM141 54V53H140ZM148 54V53H147ZM241 54V53H240ZM143 55H145V53L143 54ZM141 57L143 58V57H146V56H140L139 55V58H140V60L142 61L143 60V62H141L142 63V65H143V67L144 66H147V65H149L148 63H147V61H148V59H150L151 60V58H149V56H147L146 58H144V59H141ZM226 57V56H225ZM229 57V56H228ZM231 57V56H230ZM237 57H239V55L237 56ZM139 58L137 59V60H139ZM147 59V60H146ZM227 59V58H226ZM226 59H224V60H226ZM232 59H235L233 56H232ZM231 60V59H230ZM237 60V59H236ZM167 61V60H166ZM149 62H152V61H149ZM224 61H222V64L224 65V63H223ZM226 62H228V61H226ZM225 62V63H226ZM137 63H139V62H137ZM140 63V64H141ZM52 64H50V66L48 67V70H47V75H46V80H47V82H48V87H47V90H48V88H49V91H50V93L53 91V92H58V91H54L53 89H54V80H55V78H53V77H57V79H62L61 81L63 82V81H65V75H67L69 78L70 77H72L71 76V74L67 71H65V66H62V65H54V66H51ZM151 65V64H150ZM149 65V66H150ZM47 66H48V64H47ZM126 67V66H125ZM139 67V66H138ZM148 67V66H147ZM146 67V68H147ZM152 66H150L149 68H150V70L152 69L151 68ZM210 67H211V65H210ZM45 68V67H44ZM47 68V67H46ZM127 68V67H126ZM149 68H147V69H149ZM39 69H41V68H39ZM124 69V68H123ZM45 70V69H44ZM121 70V68L120 69H118V72ZM37 72V71H36ZM120 72H122V71H120ZM124 72H125V70H124ZM128 72V71H127ZM141 73V72H140ZM37 73H35V69L34 68H32V69H25L24 71H23V73H22V75L23 76H21V78H20V81H18L17 80V82H16V85H15V87L17 88L21 83L20 82H22V84H23V86L21 87V89H20V92H18L16 95H13V97L12 98H10V102H8V103H6V105L4 106V108H2L1 106H0V109L2 108V111H0V144H3V143H7L8 144V141L6 140V139H4L3 138V134H4V131L5 130H7V131H9L8 129H10L11 130V128H16L17 130H18V128L17 127H19V126H23V124L24 125H26L25 127H26V129H30L31 128V130L33 131L32 133H33V135H36L37 136V133H36V128L39 126V129H41L40 127V125L43 123V121H46L45 120V116H46V109H44L45 111H41V107H46V106H44V100H43V98H42V100L41 101H43V106H41V107H39V108H35V107H33V105H32V107L33 108H35L33 111L31 110V114H30V112H29V115L30 116H28V110H27V112L25 113L24 112V110L26 111V109H28V107L26 108V109H23V111L20 109L21 107H18V106H20V105H18L19 104V102L21 101V102H23V101H26L27 102V100H29V102H27L28 104H30V99H31V95L33 94V92H35V90L37 89V88H39L40 87V84H42L41 82V80H40V78H39V76L37 75L36 77H35V75H36ZM109 74H111V72L109 71ZM124 74V73H123ZM114 74H112V76H113ZM117 76H120V74H118ZM75 77H76V75H75ZM122 77V76H121ZM124 77V76H123ZM122 77V78H123ZM127 77H129L130 78V76H127ZM127 77H126V79H127ZM196 77V76H195ZM120 78V77H119ZM110 79V78H109ZM138 79V78H137ZM68 80V79H67ZM74 80H77V79H74ZM124 80H125V78H124ZM123 79H122V82L120 81L119 83L117 82V84H118V86H117V88H119V91H117V88H116V91H117V93L119 92L120 94H119V96L120 97H123V98H121V99H126L127 101V103L125 104L124 103V101H123V103H124V109H126V111H123L124 112V114H125V112H127L128 114H129V116H128V121L126 120H124L125 122H127L126 123V126L125 127H127L126 129H124L123 128V126H120L121 125V123H119V121L118 120H116L115 121V123H117L118 125V128L117 129H119L120 131L118 132L119 134H118V136H119V139H115L114 137L112 138V140L111 141H114V145L116 144V151H115V153H116V155H115V158H116V161H114V162H116V165L117 166H115L113 169L114 170H112V172L110 171V172H106L107 170L106 169H102V167L101 166H99L100 168H98V166H94V165H87V164H92L91 163V160L93 161V157L92 158H90L91 160H90V162L88 161V162H86V166H84V169H85V174H86V176L87 175H93V178L95 177V175L94 174H97V179H96V182H95V180H94V182L93 183H95V185L97 184V182H98V184L96 185L97 187L96 188H99V189H102L103 187H105V188H107V185L105 186V184H108V183H110V184H108V185H110L105 191L106 192H109L108 194H107V196H108V198H107V196H105L106 194H104V198H106L104 201L102 200L101 202H105L106 200H108V199H110V204L112 205V203L114 204L113 206H115V205H117L118 204V206H121L122 205V203L124 202V197H127L126 199L128 200V203H129V205H127L128 206V210H129V208H130V210H133L134 208L132 207V205L133 206H135L136 208H137V210H139V211H141L142 210V207H144V205L145 204H147L146 205V209H147V211L149 210V209H152V207L154 206V204H159L160 203V201L162 200H160V198H157V197H159V196H161V194L159 195V193H160V188H158L159 187V185H161L162 184V186L164 187V183L166 182V180L164 179V181L165 182H163L162 183V181H163V179H162V181H160L159 182V180L157 179V176L156 177H151V173H153V171H152V164H151V162L153 161V158L152 159H150V161H149V157H148V155L146 154V151H147V146H148V143H149V139L148 138H150L151 136H147V133L149 132L150 133V131H148L147 133H146V136L145 135H143V131L142 130H144L142 127H141V125L140 124H137V123H134V121L135 120H137V112L135 111H133V110H137L136 108H135V102H136V100H138L139 101V99H135V97L136 96H138V94L135 96L134 94H135V90L133 91L132 89H133V86H132V88H129V89H125V88H128V87H126L125 86V83H123V81H124ZM134 79H132V81H133ZM193 80V79H192ZM240 80V79H239ZM41 81V82H40ZM56 81V80H55ZM60 81V80H59ZM59 81H57V82H59ZM60 81V82H61ZM115 81V80H114ZM117 81H119V79H118V77H117ZM127 81H130V80H127ZM127 81H125V82H127ZM137 81V80H136ZM241 81V80H240ZM61 82V83H62ZM70 82V81H69ZM75 82V81H74ZM120 83H123V85L125 86H123L122 84H120ZM128 83V82H127ZM130 83V82H129ZM128 83V84H129ZM131 83H133V82H131ZM236 83V82H235ZM234 83V84H235ZM238 83V82H237ZM253 82H251V84H252ZM63 85H64V83H62ZM100 84V83H99ZM109 84V83H108ZM110 84H112V83H110ZM240 85H241V83H239ZM239 84L237 85V86H239ZM120 85V86H119ZM136 85H137V83H136ZM138 85H139V83H138ZM137 85V86H138ZM236 85H235V87H236ZM97 86V85H96ZM7 87V86H6ZM98 87V86H97ZM110 87V86H109ZM115 87V86H114ZM130 87V86H129ZM192 89L195 87V78H194V80L192 81ZM234 87V88H235ZM56 88V87H55ZM112 88V87H111ZM142 88H143V86H142ZM141 88V89H142ZM249 88H250V86H249ZM113 89V88H112ZM111 89V90H112ZM137 89H138V91H139V86L137 87ZM149 89H150V87H149ZM79 90V89H78ZM114 90V89H113ZM112 90V91H113ZM17 91V90H16ZM76 91V90H75ZM110 91V90H109ZM157 91V90H156ZM254 91V90H253ZM9 92V91H8ZM47 92V91H46ZM157 92H159V91H157ZM255 92V91H254ZM111 93V92H110ZM136 93H138V92H136ZM39 94V93H38ZM55 94V93H54ZM58 94V93H57ZM106 94H108V93H106ZM157 94V93H156ZM159 94V93H158ZM253 94V93H252ZM46 95H48V94H46ZM58 95H60V94H58ZM64 95V94H63ZM63 95H61V97H65V95L63 96ZM75 95V94H74ZM109 95H111V94H109ZM114 95H116V94H114ZM113 94H112V96H114ZM160 95V94H159ZM254 96H256L255 94H253ZM257 95H258V92H257ZM17 96V97H16ZM50 96H52V95H50ZM55 96L57 97V95L55 94ZM161 96V95H160ZM249 96V95H248ZM253 96V97H254ZM34 97V96H33ZM125 97V98H124ZM157 97H159V96H157ZM252 97V98H253ZM4 98V97H3ZM67 98V97H66ZM139 98V97H138ZM35 99H36V97H35ZM38 100L40 99V98H37ZM46 99V98H45ZM48 99V98H47ZM46 99V101H47V103H48V100ZM120 99V100H121ZM250 99V98H249ZM110 100V99H109ZM112 100V99H111ZM113 100H114V98H113ZM119 100V99H118ZM200 100V101H199ZM251 100V99H250ZM256 100V99H255ZM37 101V100H36ZM45 101V102H46ZM61 101H63V100H61ZM67 101V100H66ZM247 101H248V104H249V100L247 99ZM142 102V101H141ZM228 102H230V101H228ZM252 102V100L250 101V103ZM254 102V101H253ZM256 102V101H255ZM35 102H33V104H34ZM37 103V102H36ZM62 103H64V102H62ZM67 103V102H66ZM140 103V102H139ZM161 103V102H160ZM231 103V102H230ZM230 103L229 104H227V106L229 105L230 106ZM3 104V103H2ZM40 104V103H39ZM24 105V104H23ZM26 105V104H25ZM31 105V104H30ZM37 105V107L38 106H40V105H38V103L36 104ZM45 105H47V104H45ZM65 105V104H64ZM111 105V104H110ZM113 105V104H112ZM125 105H126V108H125ZM140 105V104H139ZM162 105V104H161ZM250 105V104H249ZM249 105H248V108H249ZM255 105V104H254ZM27 106V105H26ZM65 106H67V105H65ZM133 106V107H132ZM227 106H225V108L227 107ZM228 106V107H229ZM251 106H253V104H251L250 105V108H251ZM63 106H60V107H58V108H62ZM116 107H117V105H116ZM122 107V106H121ZM140 107H141V105H140ZM144 107H145V105L142 107V109H143V111H144ZM150 107V106H149ZM196 107H198V111H199V116H197V117H199V119H200V121H202L204 124H207L206 126L207 127H209L210 126V122H209V119L207 118V115H208V108H206L204 105H203V103H202V99H200V97H198V99L196 100ZM227 107V108H228ZM47 108V107H46ZM54 108H56V107H54ZM135 108V109H134ZM53 109V108H52ZM63 110L65 109L64 107L62 108ZM108 109H110V108H108ZM112 109H113V107H112ZM116 109V108H115ZM120 109V108H119ZM141 109V108H140ZM139 109V110H140ZM158 109H159V107H158ZM157 109V110H158ZM230 109L232 110L233 109V107L231 106L230 107ZM235 109H237V108H235ZM43 110V109H42ZM57 111H55L54 113H55V115L57 116V114H56V112H59L58 111V109H56ZM149 110V109H148ZM226 109H224V111H225ZM229 110V108L225 111V117H226V119L225 118H223V116H222V118L224 119V121H222V120H220L219 119V121H222L224 124H222L221 125V122H219L220 123V125H221V128H223L224 129V131H225V133H229L230 131H231V128L233 127V126H235L237 123H239L238 121H239V119H238V115H237V113H236V115L235 116H232V114H230V110H229V112H227ZM238 110H240V109H238ZM253 110H254V108H253ZM51 111V110H50ZM65 111V110H64ZM111 112H112V110H110ZM117 111V110H116ZM115 111V112H116ZM254 111H256V110H254ZM49 112V111H48ZM67 112V111H66ZM66 112H62L63 113V116H64V113L66 114ZM114 112V113H115ZM123 112H121L122 114H123ZM134 112V113H133ZM147 112V111H146ZM149 112V111H148ZM238 112V111H237ZM240 112V111H239ZM253 112V111H252ZM52 113H53V111H52ZM51 113V114H52ZM114 113H113V115H114ZM117 113V112H116ZM115 113V114H116ZM120 113V112H119ZM127 113L125 114V117H126V115H127ZM131 113H133V114H135L136 115V117H135V119H134V117L133 116H135V115H133V114H131ZM254 113V112H253ZM25 114H27V118L25 117L24 118V116H25ZM256 114V113H255ZM254 114V115H255ZM59 115H62V114H60L59 113ZM105 116H106V113L104 114ZM113 115H111V116H113ZM140 115V114H139ZM141 115H143V114H141ZM146 115V114H145ZM148 115V114H147ZM49 116V115H48ZM51 116V115H50ZM63 116H61V118L63 117ZM105 116H102V117H104L103 119H101L102 121L101 122H99L97 125H98V128H97V134H96V140H97V142H98V144H96V145H98V147H99V144L101 143L102 145H105V149H106V142L108 141V139H107V141H106V137H108L109 135H108V133H107V120H106V118L109 116V114H108V116L107 117H105ZM116 116V115H115ZM118 116V115H117ZM120 116H122V115H120ZM257 116H258V113H257ZM52 117H54L53 116V114H52ZM64 117H67V115L66 116H64ZM148 118H149V116H147ZM146 117V118H147ZM170 117V116H169ZM239 117H240V114H239ZM24 118V119H23ZM117 118V117H116ZM115 118V119H116ZM120 117H118V119H119ZM142 118V117H141ZM141 118H139V119H141ZM145 118V117H144ZM143 118V119H144ZM145 118V119H146ZM47 119V118H46ZM50 119V118H49ZM56 119V118H55ZM57 119H58V117H57ZM66 119V118H65ZM113 120H114V116H113V118H112ZM144 119V120H145ZM150 119V118H149ZM149 119H147L146 121H148ZM198 119V120H199ZM24 120V121H23ZM60 120V119H59ZM59 120H57V121H59ZM67 120V119H66ZM69 120V119H68ZM110 120H111V118H110ZM109 120V121H110ZM198 120H197V123H198ZM50 121V120H49ZM48 121V122H49ZM54 121V120H53ZM64 121V120H63ZM112 121V120H111ZM110 121V122H111ZM23 122V123H22ZM62 122V121H61ZM69 122H71V121H69ZM136 122H138V121H136ZM144 123H145V121H143ZM186 122H188V121H186ZM185 122V123H186ZM212 122V121H211ZM46 123V122H45ZM49 123H51V122H49ZM59 123V122H58ZM139 123V122H138ZM141 123V122H140ZM143 123V124H144ZM47 124V123H46ZM52 124H54V123H52ZM57 124V122H55V126H53L52 128H56V130L55 131H51V132H54V135L52 136V134L51 135H47L48 137H50L49 139H50V143H52V144H50L49 143V145H50V147L49 148H47L48 150L47 151H45L44 153H43V155L41 156L42 157V159L43 160H41V158H40V160L39 161H41V162H37V163H39V165H37L38 166V168L36 169V170H34L33 169V172H34V175L33 176H31V177H33V178H31V182L29 183V184H27V186H24V184H21L20 186H24V188H23V190H21L22 192H24L23 193V195L21 196V194H19L18 195V197L17 198H19L18 200H16V201H18V202H20V201H22L21 203H22V205L21 204H19V206H20V211H18V209L16 208V210H17V215H15V213L13 214V215H15V216H13V218H15L16 219V217H17V219H16V221L19 219H22L21 220V222H28V219H30V217H31V220H32V218H35V217H32V216H37V211L38 210H40L38 207H40V206H38L37 207V205H38V201H40V200H38L37 201V197H39L40 198V194L41 193H44L45 192V190H47V191H50L49 193H50V195L48 196V197H51V199H53L55 202V204H58V206L60 207L59 209H61L62 211H63V213L65 212V214H67V215H69L68 213H72V212H69V211H71L72 209L74 210V207H76L80 202L82 203L83 201L81 200L80 201V199L81 198H79L78 199V196L79 195H77V199H78V201H80L79 203L77 202V200L75 199V193H77V194H79V192H78V190L80 191L81 190V192L83 193L85 190V188L83 189L82 187H81V189H78L79 188V185H81L80 184V182H79V185H78V181L76 180V178H74V176H69V174H70V170H69V168H70V165H74V163L75 164H78L76 161L78 160V159H80L82 156H80V142H79V145L78 144H76V143H78L77 142V140L79 139H77L76 137V131H75V128H74V126H73V124H72V126L70 127L68 124H61V123H59V124H61V125H59L58 124V126L56 125ZM70 124V123H69ZM125 124V123H124ZM146 124H147V122H146ZM165 124H167V122L165 123ZM179 124H180V122H179ZM198 124H200V122L198 123ZM213 123H211V125H212ZM44 125V124H43ZM48 125V124H47ZM78 125V124H77ZM109 125V124H108ZM110 125H112V127L115 125L114 123H113V121H112V123L110 124ZM171 125V124H170ZM185 125H188V123L187 124H185ZM192 125V124H191ZM214 125V124H213ZM212 125V126H213ZM219 125V126H220ZM28 126V127H27ZM45 126V125H44ZM51 126V125H50ZM57 126V127H56ZM87 125H85V128H86V132L87 133H82V134H84V136L86 135V134H90V136L93 134V129H91V128H87L86 127ZM93 126V125H92ZM149 126H151V128H152V125L150 124ZM167 127H165V126H163V127H165V129H164V131L167 129V128H169V126L168 125H166ZM193 126V125H192ZM48 128H49V126H47ZM46 127V128H47ZM140 127L142 128V129H140ZM143 127H144V125H143ZM145 127H146V125H145ZM172 127V126H171ZM45 128V130H47ZM79 128V127H78ZM82 128V127H81ZM110 128V127H109ZM108 128V129H109ZM114 128V127H113ZM148 128H150V127H148ZM149 129V130H152V129ZM189 128V127H188ZM201 128V127H200ZM214 128V127H213ZM15 129V130H16ZM20 129V128H19ZM25 129V130H26ZM44 129V128H43ZM77 129V128H76ZM147 129V128H146ZM161 129H162V127H161ZM161 129H159V130H161ZM176 129V128H175ZM194 129V128H193ZM196 129V128H195ZM203 129H205V127L204 128H202V130ZM210 129H212V128H209V129H206V130H208V132L207 133H204L203 135H204V137H208V143H210V141L209 140H214L215 139V137H216V139H219V138H217L218 136V134H217V130H216V127H215V132H213V129H212V131L210 130ZM219 129H220V127H219ZM13 130V129H12ZM37 130H38V128H37ZM51 130V129H50ZM52 130H54V129H52ZM81 130V129H80ZM112 130V129H111ZM114 130V129H113ZM138 130H139V132H138ZM20 131V130H19ZM19 131H17V133L19 132ZM30 131V130H29ZM28 131V132H29ZM39 131V130H38ZM41 131V130H40ZM39 131V132H40ZM43 131V130H42ZM83 131V130H82ZM84 131V132H85ZM147 131V130H146ZM145 131V132H146ZM153 131V130H152ZM152 131H151V133H152ZM156 131V130H155ZM154 131V132H155ZM158 131V130H157ZM164 131H162V133L164 132ZM166 131H169V130H166ZM170 131H173V130H170ZM169 131V135H168V137H166V138H169V136L172 134L171 132ZM177 131V130H176ZM193 131V130H192ZM200 131H201V129H200ZM224 131H223V134H224ZM13 132H15V131H12V133ZM26 132V133H25ZM25 132H23L24 134H27V131H25ZM34 132L36 133V134H34ZM38 132V133H39ZM44 132V131H43ZM76 132V133H75ZM80 132V131H79ZM109 132V131H108ZM113 132V131H112ZM114 132H116V131H114ZM160 133H161V131H159ZM158 132V133H159ZM220 132H221V129H220ZM5 133H6V131H5ZM12 133H11V135H12ZM29 133H31V131L29 132ZM47 133H50V131L49 132H47ZM106 133H107V135H106ZM111 133V132H110ZM150 133V134H151ZM157 133V132H156ZM165 133H168V132H165ZM203 133V131H201V134ZM217 135H216V134ZM14 134V133H13ZM19 134H21L20 132H19ZM23 134V135H24ZM46 134V133H45ZM78 134V133H77ZM81 134V133H80ZM112 135H114L113 133H111ZM110 134V135H111ZM117 134V133H116ZM174 134H176L175 132H174ZM179 134V133H178ZM177 134V135H178ZM207 134V135H206ZM152 135V134H151ZM167 135V134H166ZM221 135V134H220ZM9 136H10V134H9ZM16 135H14V136H10V140H11V138L13 139V137L14 138H16L15 137ZM20 136V135H19ZM18 136V137H19ZM21 136H22V134H21ZM26 136V135H25ZM88 136V135H87ZM87 136H86V138H87ZM93 136H94V134H93ZM92 136V137H93ZM117 136V135H116ZM176 136V135H175ZM5 137V136H4ZM22 137H24V136H22ZM28 137H30V136H28ZM35 137V136H34ZM32 138V139H34L35 140V138ZM83 137V136H82ZM81 137V138H82ZM163 137V136H162ZM164 137H165V134H164ZM174 137V136H173ZM178 137V136H177ZM206 137V138H207ZM220 137V136H219ZM21 138V137H20ZM90 138V137H89ZM89 138H87V139H89ZM165 138V139H166ZM201 138H203V136H201ZM220 138H222V137H220ZM8 139H9V137H8ZM21 139H25V138H21ZM20 139V140H21ZM26 139H29V138H27V136H26ZM25 139V140H26ZM31 138L29 139L30 141H33ZM38 139L39 138H37V141H38ZM45 139V138H44ZM87 139H86V141H87ZM114 139V140H113ZM164 139V140H165ZM172 139V138H171ZM176 139H178V138H176ZM7 142H6V141ZM16 140V139H15ZM29 140H26L25 142L26 143H28V141ZM46 140V139H45ZM48 140V139H47ZM75 140H76V142H75ZM83 140V139H82ZM90 140V139H89ZM169 140V139H168ZM173 140V139H172ZM180 140V139H179ZM203 140V139H202ZM13 141V140H12ZM30 141H29V143H30ZM92 141H94V140H92ZM215 141V140H214ZM10 142V141H9ZM15 142V141H14ZM48 142V141H47ZM85 142V141H84ZM100 142V143H99ZM203 142V141H202ZM13 143V142H12ZM18 143H19V139H18ZM23 143V142H22ZM28 143V144H29ZM108 143V142H107ZM110 143H112V142H109L108 144H110ZM153 143V142H152ZM163 143V142H162ZM172 146L174 145L172 142H169ZM168 143V144H169ZM177 143V142H176ZM205 143H207V142H205ZM212 143V142H211ZM210 143V144H211ZM5 144H4V146L3 147H5ZM25 144V143H24ZM24 144H22V145H24ZM31 144V143H30ZM29 144V145H30ZM36 143H34L33 144V146L35 145ZM45 144H47V143H45ZM90 144V143H89ZM92 144V143H91ZM113 144V143H112ZM209 144V145H210ZM215 144V143H214ZM214 144H212V146L211 147H213V145ZM10 145V144H9ZM13 145V144H12ZM15 145V144H14ZM17 145V144H16ZM29 145H27V146H25V147H30ZM43 145V144H42ZM114 145H112V146H108V149L109 148H111V147H113ZM150 145L151 146H153V144H151V142H150V144H149V150L151 151V148H150ZM170 145V146H171ZM176 145V144H175ZM175 145H174V147H172L171 146V148H175ZM11 146V145H10ZM21 146V145H20ZM85 146V145H84ZM89 146V145H88ZM93 146V144L90 146V147H92ZM206 145H204V147H205ZM12 147V146H11ZM42 147V146H41ZM89 147V148H90ZM97 147V148H98ZM103 147V146H102ZM115 147V146H114ZM113 147V148H114ZM154 147V146H153ZM152 147V148H153ZM169 146H167V148H168ZM177 147V146H176ZM203 147V148H204ZM208 147V146H207ZM6 149H8V148H10L9 146H6L5 147ZM14 148V147H13ZM31 148V147H30ZM85 148L86 147H84V151H85ZM93 148V147H92ZM91 148V149H92ZM99 148H101V147H99ZM113 148H111V149H113ZM156 148V147H155ZM154 148V149H155ZM179 148V147H178ZM209 148V147H208ZM2 149H4V148H2ZM2 149H0V151H2ZM19 149V148H18ZM34 149V148H33ZM91 149H89V151L91 150ZM94 149V148H93ZM154 149H153V151H154ZM205 149V148H204ZM203 149V150H204ZM211 149V148H210ZM10 150H12V149H10ZM10 150H8V151H10ZM14 151H16L15 149H13ZM12 150V151H13ZM31 150V149H30ZM147 151L148 153L150 152V151ZM180 150V149H179ZM197 150V149H196ZM202 150V151H203ZM212 150V149H211ZM211 150H208V153H210V151ZM7 151V150H6ZM14 151H13V153H14ZM26 151V150H25ZM88 151V152H89ZM98 151H101V150H98ZM108 151V150H107ZM113 152L112 153H114V150H112ZM168 151V150H167ZM169 151H175L174 149H172V150H170V148H169ZM178 151V150H177ZM185 151V150H184ZM183 151V152H184ZM5 152V151H4ZM11 152V151H10ZM9 152V153H10ZM29 152V151H28ZM27 152V153H28ZM95 152H97V150H95ZM106 151H103V152H101V155H102V153L104 154ZM110 152H111V150H110ZM181 153H182V151H180ZM189 152V151H188ZM197 153H199L198 151H196ZM213 152H215V151H211V154L213 153ZM12 153V154H13ZM16 153V152H15ZM83 153V152H82ZM93 153H94V151H93ZM98 153V152H97ZM96 153V154H97ZM107 153V152H106ZM105 153V154H106ZM108 153H109V151H108ZM151 153V152H150ZM169 152H167L166 154H168ZM172 153V152H171ZM171 153L169 154V155H171ZM177 153V152H176ZM179 153V152H178ZM177 153V155H180V154H178ZM186 153V152H185ZM184 153V154H185ZM190 153V155H191V152H189ZM193 153V152H192ZM201 153V152H200ZM206 153V152H205ZM3 154V153H2ZM85 154V153H84ZM87 154V153H86ZM91 154H92V152H91ZM100 154V153H99ZM173 154H175V152H173ZM183 154V155H184ZM188 154V153H187ZM6 155V154H5ZM8 155V154H7ZM17 155V154H16ZM79 155V157L80 158H78L77 156ZM82 155V154H81ZM94 155V154H93ZM92 155V156H93ZM109 155H111V154H109ZM114 155V154H113ZM113 155H111L112 157H114ZM151 155V154H150ZM152 155H153V153H152ZM151 155V156H152ZM182 155V154H181ZM180 155V156H181ZM217 155V154H216ZM216 155L214 154V156H213V154H212V156L211 157H213L214 159H215V162L217 161L216 160ZM1 156V155H0ZM4 156V155H3ZM96 156V155H95ZM168 156V155H167ZM186 156V155H185ZM194 156V155H193ZM193 156H191L190 158L189 157H185L184 159H185V162L184 161H182V162H184V163H182V165H181V175L179 176V178L177 179V183L176 184H174V185H176L175 187H174V185H173V188L174 189H176L177 190V192L180 194V201L181 202H183L184 204H186V203H191L192 202V204H193V206H192V208H194V209H196L197 207V204L199 203V202H196L195 203V205H194V203H193V201H194V199H195V197H196V194H197V188H198V190H199V188H200V186L199 187H197L198 185H197V182H198V179L199 178H201V177H199L198 178V176H197V173L199 172V167H200V165L199 164H196V161H197V159H196V157H193ZM196 156V155H195ZM207 155L205 154V156H204V158L206 157ZM257 156V155H256ZM9 157V156H8ZM11 157V156H10ZM9 157V158H10ZM15 157V156H14ZM18 157V156H17ZM39 157V156H38ZM83 157H86V156H83ZM89 157V156H88ZM87 157V158H88ZM100 157V156H99ZM104 157V156H103ZM103 157L101 158V159H103ZM154 157V156H153ZM175 157L176 156H174V158L173 159H175ZM178 158H179V156H177ZM201 157H203V156H201ZM201 157H199V158H201ZM211 157L210 156H208L207 158H210L211 159ZM4 158V157H3ZM86 158V159H87ZM94 158H98L97 156L96 157H94ZM106 158V157H105ZM177 158V159H178ZM182 158V157H181ZM1 159H2V157H1ZM5 159V158H4ZM6 159H7V157H6ZM95 159V160H96ZM169 159V158H168ZM171 159H172V155H171ZM202 159V158H201ZM214 159H213V161H214ZM9 160V159H8ZM38 160V159H37ZM81 161L82 160H85V159H80ZM89 160V159H88ZM98 160V159H97ZM170 160V159H169ZM79 161V160H78ZM81 161H80V163H81ZM87 161V160H86ZM108 161H109V159H108ZM111 161V160H110ZM113 161V160H112ZM111 161V162H112ZM174 161V160H173ZM178 161V160H177ZM206 161H208V160H206ZM212 161V162H213ZM252 161H254V160H252ZM258 162H259V160H257ZM1 162V161H0ZM3 162V161H2ZM9 162V161H8ZM82 162H84V161H82ZM93 162H95V161H93ZM99 162V161H98ZM106 162V161H105ZM113 162V163H114ZM149 162H150V164H149ZM154 162V161H153ZM152 162V163H153ZM165 162H167V161H165ZM199 162V161H198ZM209 162V161H208ZM3 163H5V162H3ZM107 163V162H106ZM67 164L69 165L68 166V168L66 169L68 172H69V174L68 175H66L65 173H67V172H65L64 170H63V167L65 166H67ZM82 164V163H81ZM98 164V163H97ZM100 164V163H99ZM101 164H103V163H101ZM105 164V163H104ZM103 164V165H104ZM115 164V163H114ZM174 164H175V162H174ZM214 164V163H213ZM259 164V163H258ZM4 165V164H3ZM35 165V166H36ZM96 165V164H95ZM154 165H156V164H154ZM154 165H153V169H155L154 168ZM197 165H199V167H197ZM1 166V165H0ZM105 166H106V164H105ZM111 165L109 164V166L108 167H110ZM205 166V165H204ZM214 166V165H213ZM216 166V165H215ZM3 167V166H2ZM64 167V168H65ZM73 167V166H72ZM71 167V168H72ZM79 167H81V165L79 166ZM107 167V168H108ZM112 167V166H111ZM202 167V166H201ZM207 167V166H206ZM206 167H205V169H206ZM76 168V167H75ZM75 168H73L74 170H75ZM105 168V167H104ZM157 168H158V164H157ZM204 168V167H203ZM215 168H217V167H214V169ZM3 169V168H2ZM32 169H30V171H31ZM197 170V171H196ZM207 170V169H206ZM217 171H218V169H216ZM215 170V171H216ZM27 171H28V169H27ZM26 171V172H27ZM72 171V170H71ZM75 171H77V170H75ZM78 171H80V170H78ZM152 171V172H151ZM155 171H158V169L157 170H155ZM32 171H31V173H33ZM160 172V171H159ZM179 172V171H178ZM200 172H202L201 170H200ZM22 173V172H21ZM23 173H24V171H23ZM158 172H156V174H157ZM176 173V172H175ZM205 173V172H204ZM217 173V172H216ZM25 174H27V173H25ZM76 174V173H75ZM75 174H73V175H75ZM77 174H78V172H77ZM76 174V175H77ZM80 174V173H79ZM84 174V175H85ZM155 174V175H156ZM161 174V173H160ZM163 174V173H162ZM202 174H203V172H202ZM206 174V173H205ZM204 174V175H205ZM76 175H75V177H76ZM179 175V174H178ZM200 176H202L201 174H199ZM26 176V175H25ZM153 176H154V173H153ZM160 176H162V177H164L163 175H160ZM174 176H176V175H174ZM173 176V177H174ZM206 176V175H205ZM204 176V177H205ZM259 176H263V174L261 175V174H257L256 175V181L258 180V182H261L260 181V177ZM92 177V176H91ZM178 177V176H177ZM197 177V182L195 183V181L196 180H194L195 178ZM204 177L202 176V178L204 179ZM26 179H27V177H25ZM81 178V177H80ZM90 178V177H89ZM92 178V179H93ZM158 178H160V177H158ZM263 178V177H262ZM261 178V179H262ZM76 180V183H77V185L76 186H72V187H70L71 185H73L74 183L72 182L73 180ZM78 179V178H77ZM173 179V178H172ZM171 178H170V180H172ZM176 179V178H175ZM80 180V179H79ZM87 181H88V177H87V179H86ZM85 180V181H86ZM200 180H202V179H200ZM30 181V180H29ZM58 182V184L59 185H56L55 184V182ZM175 181V180H174ZM23 182V181H22ZM75 182V181H74ZM89 182V181H88ZM159 182V183H158ZM172 182V181H171ZM258 182H255V185H257V184H260V183H258ZM19 183H20V181H19ZM73 183V184H72ZM84 183H86V182H84ZM167 183V182H166ZM200 183V182H199ZM198 183V184H199ZM82 184H83V181H82ZM90 185H92V182L91 183H89ZM164 184V185H163ZM195 184H196V187H195ZM16 185H19V184H16ZM26 185V184H25ZM86 185V187L87 186H89L88 184H85ZM95 185H93V187L95 186ZM168 185V184H167ZM201 185V184H200ZM261 185L262 186H264V184H262L261 183ZM11 186V185H10ZM20 186H19V188H20ZM82 186V185H81ZM161 186V187H162ZM262 186H261V188H262ZM14 187V186H13ZM76 187H78L77 188V190L75 189ZM84 187V186H83ZM15 188L17 189L18 188V186L16 187L15 186ZM18 188V189H19ZM22 188V187H21ZM73 188H74V190H73ZM165 188V187H164ZM163 188V189H164ZM264 188V187H263ZM12 189V188H11ZM17 189V190H18ZM87 189H88V187H87ZM90 189H91V187H90ZM94 189H95V187H94ZM93 189V192L92 193H94V191H96V192H98L97 191V189L96 190H94ZM1 190V189H0ZM9 190V189H8ZM13 190V189H12ZM102 190H104V188L102 189ZM102 190H100V191H102ZM107 190H109V191H107ZM168 190H171L170 189V187L168 188ZM4 191V190H3ZM15 191V190H14ZM87 191H89V189L87 190ZM155 191H158V195H157V197L155 198L153 195H151V194H153V192H155ZM161 191H163V190H161ZM165 191H167V190H165ZM221 191H223V190H221ZM264 191V190H263ZM13 191H11L10 193H12ZM17 192V191H16ZM18 192H19V190H18ZM21 192V193H22ZM106 192H104V193H106ZM225 192V191H224ZM8 194H9V192H7ZM14 194H15V192H13ZM46 193V192H45ZM48 193V192H47ZM48 193V194H49ZM85 193H87V192H85ZM92 193H91V195H92ZM163 193V192H162ZM170 193H171V191H170ZM174 193H176V192H174ZM174 193H172V194H174ZM222 193V192H221ZM226 193V192H225ZM47 194V195H48ZM97 194V193H96ZM95 194V195H96ZM157 194V193H156ZM156 194H155V196H156ZM164 194V193H163ZM168 193H165V196L164 195H162V198H163V196L164 197H166V195H167ZM224 194V193H223ZM0 195H3V193L2 194H0ZM6 195V194H5ZM11 195V194H10ZM45 194H43V196H44ZM175 195V194H174ZM219 195V194H218ZM13 197H15L14 195H12ZM12 196H8L7 195V198L8 199H10ZM46 196V195H45ZM81 196H84V195H81ZM89 197H90V195H88ZM88 196H86V198L88 197ZM99 195H97L96 197H97V199L99 198L98 197ZM103 195H101L100 197H102ZM150 196H153V197H150ZM173 196V195H172ZM48 197H46L47 199H50V198H48ZM80 197V196H79ZM88 197V198H89ZM93 198H94V196H92ZM170 197H171V195H170ZM2 198H3V196H2ZM16 198V199H17ZM84 198V197H83ZM149 198H155V199H153L150 203H149V201H148V199ZM167 198V197H166ZM197 198V197H196ZM200 198V197H199ZM221 198V197H220ZM13 199H15V198H13ZM47 199H44V200H46L47 201ZM85 199V198H84ZM163 199H165V198H163ZM169 199V198H168ZM175 198H173V199H171L170 198V200H172V202L174 203V200ZM1 200V199H0ZM12 199H10V201H11ZM52 200V201H53ZM91 200V199H90ZM99 200V199H98ZM111 200H112V203H111ZM151 200V199H150ZM157 200H160V201H157ZM174 200V201H173ZM220 200H222V203H223V198L222 199H220ZM10 201H8V202H10ZM13 202H16V201H14V200H12ZM49 201V200H48ZM93 200H91L90 202H92ZM163 201V200H162ZM165 201H166V199H165ZM199 201V200H198ZM216 201H218V199L216 200ZM24 202V203H23ZM35 202H36V204H35ZM41 202V201H40ZM84 202H85V200H84ZM83 202V203H84ZM100 201H99V203H101ZM107 203L109 202V200L108 201H106ZM126 202V201H125ZM148 202V203H147ZM159 202V203H158ZM168 202H170V201H168ZM171 202V203H172ZM179 202V201H178ZM17 203V202H16ZM44 203V202H43ZM47 203H49L50 204V202H47ZM78 203V204H77ZM80 203V204H81ZM82 203V204H83ZM94 203H95V205L96 204H98L99 205V203L96 201V199L94 200ZM127 202H126V204H128ZM164 204H165V202H163ZM10 205H11V202L9 203ZM13 204V203H12ZM15 204V203H14ZM13 204V205H14ZM40 204V203H39ZM45 204V203H44ZM54 204V205H55ZM77 204V205H76ZM85 204V203H84ZM84 204L82 205V207L84 206ZM121 204V205H120ZM125 203H123V205L125 206L126 205ZM156 204V205H157ZM168 203L166 202V204L165 205H162V206H159V205H161V204H159V205H157V207L158 208H163V209H166V207H163V206H169L170 207V203H169V205H167ZM175 204V203H174ZM176 204H177V202H176ZM175 204V205H176ZM181 204V203H180ZM183 204V205H184ZM200 204V203H199ZM220 204V203H219ZM2 205V204H1ZM46 205V204H45ZM52 205V204H51ZM94 205V204H93ZM122 205V206H123ZM131 205V206H130ZM153 205V206H152ZM189 206H190V204H188ZM42 206V205H41ZM44 206V205H43ZM48 205H46V207H47ZM79 206V205H78ZM77 206V207H78ZM81 206V205H80ZM80 206L77 208L78 210H76V211H78V212H81L82 211V209H81V211H80ZM100 206V205H99ZM117 206V207H118ZM130 206V207H129ZM148 206L149 207H151V208H149L148 209ZM172 206H174V205H172ZM171 206V207H172ZM177 206V208H179V206H181V205H176ZM186 206V205H185ZM195 206V207H194ZM45 207V206H44ZM45 207V208H46ZM49 207V206H48ZM51 207V206H50ZM81 207V208H82ZM97 207V206H96ZM132 207V208H131ZM182 207V206H181ZM184 207V206H183ZM12 208H14V206L12 207ZM19 208V207H18ZM45 208H43V209H45ZM54 208V207H53ZM58 208V207H57ZM95 208V207H94ZM97 208H99V207H97ZM96 208V209H97ZM115 208H116V206H115ZM123 208H126V207H123ZM168 208V207H167ZM174 208H175V206H174ZM1 209H3V208H1ZM48 208H46V210H47ZM84 209H85V206H84ZM120 209H122V207L120 208ZM156 208L154 207V210H155ZM170 209V208H169ZM183 209V208H182ZM199 209V208H198ZM3 210H5V209H3ZM12 210V209H11ZM11 210H10V212H11ZM127 210V209H126ZM124 211L123 210V214H119V215H124V214H126V212H128L129 213V211ZM145 209L143 208V211H144ZM161 210V209H160ZM173 210V209H172ZM171 209H170V211L172 212L171 214H173V211H172ZM179 210L180 209H177V211L179 212ZM186 210H187V208H186ZM6 211V210H5ZM9 210H7L6 212H8ZM13 211H14V209H13ZM44 211V210H43ZM42 211V212H43ZM54 211V210H53ZM84 211V210H83ZM82 211V212H83ZM119 211H121V210H118V212ZM138 211V212H139ZM143 211H141L142 213H143ZM146 211V212H147ZM153 211V210H152ZM165 211V210H164ZM167 211V210H166ZM169 211V210H168ZM167 211V212H168ZM175 211V214H176V210H174ZM192 211V210H191ZM197 211V210H196ZM10 212H8L9 214H10ZM48 212H50V209H49V211ZM55 212H57V213H55V215L56 214H58L59 212L58 211H55ZM81 212V213H82ZM112 212H113V210H112ZM115 212H117V211H115ZM117 212V213H118ZM125 212V213H124ZM131 212V211H130ZM135 212H136V210H135ZM145 211H144V213H146ZM148 212H151L150 210L148 211ZM148 212H147V214H148ZM154 212H156V210L154 211ZM181 212H183V211H180L179 213H178V215L181 213ZM189 212V211H188ZM225 212V211H224ZM38 213H40V212H38ZM44 213H45V211H44ZM51 213V212H50ZM116 213V214H117ZM121 213V212H120ZM132 213V212H131ZM141 213V214H142ZM152 213V212H151ZM161 213V212H160ZM170 213V212H169ZM185 213H186V211H185ZM223 213V212H222ZM226 213V212H225ZM12 214V213H11ZM41 214V213H40ZM48 214V213H47ZM60 214V213H59ZM58 214V215H59ZM133 214V213H132ZM141 214H140V217H141ZM183 214V213H182ZM198 214V213H197ZM227 214V213H226ZM39 215V214H38ZM44 215V214H43ZM51 215V214H50ZM66 215V216H67ZM75 215H77V214H75ZM112 215V214H111ZM127 215H130V216H127ZM126 216L128 217V219H130L131 218V214L129 213V214H127ZM134 215V214H133ZM138 214H136L135 216H137ZM143 215V214H142ZM190 215H192L191 214V212H190ZM217 215H218V213H217ZM216 215V216H217ZM219 215H221V216H223V214H221V213H219ZM7 216V215H6ZM61 215H59V217H60ZM70 217H74V216H71V215H69ZM183 216H184V214H183ZM185 216H187V214L185 215ZM184 216V218H187V217H185ZM220 216V217H221ZM227 216V215H226ZM41 217V216H40ZM45 217H47L46 216V214H45ZM44 217V218H45ZM62 217H63V215H62ZM68 217V216H67ZM67 217H65V218H67ZM113 218H116L115 217V214H114V216H112ZM118 217V216H117ZM123 218L125 217V216H122ZM130 217V218H129ZM134 217V216H133ZM145 217V216H144ZM143 217V218H144ZM197 217V216H196ZM196 217H194V215H193V218H192V216H191V219L193 220L194 218H196ZM199 217V216H198ZM225 217V216H224ZM223 217V218H224ZM228 217V216H227ZM227 217H225V218H227ZM8 218H12L11 216L9 217L8 216ZM8 218H7V220H8ZM37 218V217H36ZM36 218L34 219L35 221H36ZM53 218V217H52ZM57 218H58V216H57ZM69 218V217H68ZM75 218V217H74ZM76 218H79L78 216L76 217ZM111 218V216H109V220L108 221H112V219H110ZM123 218H120V217H118V218H116V219H119V221H122L123 220ZM135 218H137V217H135ZM183 217H182V219H184ZM218 218V217H217ZM222 218V217H221ZM222 218V219H223ZM224 218V219H225ZM1 219V218H0ZM41 219V218H40ZM39 219V220H40ZM58 219H60V218H58ZM64 219V218H63ZM62 219V220H63ZM72 219V218H71ZM71 219H68V220H71ZM80 219V218H79ZM125 219V218H124ZM127 219V220H128ZM132 219V218H131ZM130 219V220H131ZM140 220H142L141 218H139ZM179 219H181V218H179ZM219 219V218H218ZM223 219V220H224ZM3 220H4V218H3ZM6 220V221H7ZM12 220V219H11ZM7 221V222H9V223H7L6 221H5V223H4V225L5 226H3L2 227V225H0V227H2L1 228V233H2V235L4 236V239H10L11 240V238H12V240L14 241V243H12L13 241L11 240H9L8 239V241H10L12 244H13V247L15 248H13V247H5V249L4 250H2L1 248L3 247V244H2V247H0V264H3L2 262L3 261H5L7 258L6 257H8V255L7 254H9V248H13L14 249V252L15 253H13L12 251V253L13 254H15L16 255V253H17V251H16V249H18V246H17V244H19V243H21V245H22V243H24V242H27L28 241V238H27V241H25L26 240V236L25 237H23L22 238V236H20L21 235V233L22 234H24L23 233V231L25 230V224L23 225V228H24V230L22 231V228H19V230H21L20 232H19V230H18V225L15 223L16 221L15 220H12V221ZM43 220V219H42ZM46 220H48V219H46ZM53 220V219H52ZM64 220H66V219H64ZM75 220H77V219H75ZM81 220V219H80ZM115 220V219H114ZM126 220V219H125ZM133 220H135L134 218H133ZM187 220V219H186ZM186 220H184L183 222H185ZM189 220H190V217H189ZM191 220V222H193L194 223V220L192 221ZM217 220V219H216ZM226 220V219H225ZM229 220H231V219H229ZM229 220H227V221H229ZM2 221V220H1ZM45 221V220H44ZM43 221V222H44ZM60 221H61V219L59 220V222L58 223H60ZM72 221H74V219L72 220ZM72 221H68L69 223H72ZM79 221V220H78ZM101 220H99L98 221V223L100 222ZM102 221L104 222V218L102 219ZM101 221V222H102ZM117 221V223L119 222L118 220H116ZM129 221V220H128ZM182 221V220H181ZM219 221H220V219H219ZM225 222V221H220L221 223V226H218V227H212L213 228V231H214V235H212L211 233H212V231H210L211 233V235L213 236V239H214V236L216 235V238H217V233H220L221 235H223L222 237H224L223 239L224 240H229V239H231L232 237H233V239H235V238H237L235 235L236 234H238L239 235V232H238V230H237V228H236V230H235V224H234V227H233V225L229 222ZM232 221V220H231ZM62 222V221H61ZM67 222V221H66ZM76 222V221H75ZM100 222V223H101ZM103 222H102V226L103 225H106V224H103ZM114 222V221H113ZM113 222H111V223H113ZM122 222H124V220L122 221ZM125 222H127V221H125ZM124 222V223H125ZM132 222V221H131ZM190 221H188L187 222V225H189V226H187V230H188V227H189V231H190V235H191V243L189 244V242H184V244L185 245H190V247H191V250L193 249L194 251H200V249L201 248H203V246H204V248L206 247L205 246V244H206V242H207V244L209 245H207L209 248H206V250L208 251V250H211L212 248H214V247H211V249H210V244H209V240L208 239H210L209 237L211 236H209L208 237V235H206V233L205 232H203V230H202V228H200L199 226H195V224H192ZM213 222V221H212ZM234 222V221H233ZM2 223V222H1ZM0 223V224H1ZM29 223V222H28ZM34 223V222H33ZM32 223V224H33ZM68 223V224H69ZM79 223V222H78ZM82 223H84V222H82ZM108 223H110V222H107V225H106V228H107V226L109 225ZM110 223V226L112 225ZM128 223V222H127ZM186 223V222H185ZM239 223H241L240 221H239ZM27 224V223H26ZM60 224H63V223H60ZM59 224V225H60ZM65 224V223H64ZM114 224H115V222H114ZM122 225V223H119V224H117V226H111V227H108V229L105 231L106 232V234L104 233V235H103V238H105V243H104V245H102V247H100V245H99V250H98V248H96V250H98V252L97 253H95V252H93V253H95L94 255L92 254H90L91 256V258L88 256V255H85V257L86 256H88L90 259H88V257H87V260H90L89 262H86L84 259L85 258H82V257H78V258H74L73 256L74 255H72V254H74V253H71L70 251H73L72 250V248H71V250H70V248H66V250H68L69 252H64L65 253V256L63 257L62 255H64L63 253H62V255H60V253L58 252L62 247L60 246V245H62L61 244V242H64L63 241V236L62 235H59L58 234V236H61V238H63V239H60V237L59 238H57V237H55L54 236V233H56L55 231H54V227H52V223L50 222V220L47 222V226H46V228L43 230V231H41V233L38 235V236H34V235H32L31 236V238H30V242H27V243H29V249L31 250V252H32V254H35L34 256L36 257V261H34L35 263H40V264H63L62 262H64L65 260L66 261H68V259H69V257L71 256V257H73V259L71 260V263L70 264H126V262L130 259V257H131V253H132V251H131V253L128 251V250H126L125 248H126V245H127V243L129 244L130 242H128V241H126V240H128L129 238H131V242L133 243V241L135 240V235H130V234H128L127 233V231L128 232H130L129 230H122V227L123 226H121ZM214 224V223H213ZM29 225V224H28ZM31 225V224H30ZM29 225V226H30ZM56 225V224H55ZM70 225V224H69ZM73 225V224H72ZM79 225L81 226L82 224L81 223H79ZM239 225V224H238ZM22 226V225H21ZM64 226V225H63ZM66 226V225H65ZM64 226V227H65ZM102 226L100 227V225L98 224V228L100 227V228H102ZM125 226H127V225H124V227L123 228H125ZM213 226H215V225H213ZM217 226V225H216ZM20 227V226H19ZM32 227V226H31ZM30 227V229H29V227H28V230L26 231V233L29 231V232H31V234L34 232V227H32L31 228ZM43 227V226H42ZM78 227V225L76 226V228ZM83 227V226H82ZM104 227V226H103ZM127 227H129V226H127ZM66 228H68V227H66ZM75 228V227H74ZM80 228L81 227H78V230H79V232H80ZM134 228V230H135V228L136 227H133ZM133 228L131 229V230H133ZM211 228V229H212ZM215 228H217L216 230H215ZM40 230H41V228H40ZM69 230H70V228H69ZM102 230H103V228H102ZM104 230H105V228H104ZM104 230H103V232H104ZM205 230H206V228H205ZM33 231V232H32ZM71 231V230H70ZM76 231V230H75ZM83 230H82V228H81V232H82ZM62 234H63V231H60ZM68 232V231H67ZM99 233H100V230L98 231ZM103 232H101L102 234H103ZM207 232V231H206ZM215 232H217L216 234H215ZM59 233V232H58ZM66 233V232H65ZM76 233V232H75ZM74 233V234H75ZM77 233H78V231H77ZM84 233V232H83ZM83 233H82V235H83ZM131 233V232H130ZM209 233V232H208ZM242 232H240V234H241ZM72 234V233H71ZM81 234V233H80ZM91 234V233H90ZM134 234V233H133ZM57 235V234H56ZM66 235H67V233H66ZM77 235V234H76ZM86 235V234H85ZM139 235V234H138ZM221 235H220V237H221ZM237 235V236H238ZM19 236H20V238H22L23 239V241L21 242V240L22 239H19ZM27 236H29V235H27ZM75 236V235H74ZM134 236V237H133ZM234 236H235V238H234ZM242 236H244V235H242ZM30 237V236H29ZM87 237V236H86ZM85 237V238H86ZM101 237V236H100ZM99 237V238H100ZM137 237V236H136ZM219 237V236H218ZM239 237H240V235H239ZM1 238V237H0ZM77 238H78V236H77ZM84 238V239H85ZM87 238H89V236L87 237ZM86 238V239H87ZM134 238V239H133ZM189 237H187V239H188ZM245 238V237H244ZM2 239V238H1ZM66 239V238H65ZM64 239V240H65ZM74 239H76L75 237H74ZM190 239V238H189ZM249 239V238H248ZM60 240H62L61 242H60ZM73 240V239H72ZM77 241L76 242H79L80 241V238H79V241H78V239H76ZM130 240V239H129ZM133 240V241H132ZM212 239H210V241H211ZM216 240V239H215ZM219 240H220V238H219ZM222 240V239H221ZM243 240H245V239H243ZM1 241V240H0ZM3 241H5V240H2V242ZM66 241V240H65ZM94 241V240H93ZM188 241V240H187ZM223 241V240H222ZM221 241V242H222ZM75 242V240H73V243ZM94 242H96L97 243V241L95 240ZM93 242V243H94ZM98 242H100V241H98ZM213 242V241H212ZM220 242V243H221ZM5 243H7V242H4V244ZM11 243H9V244H11ZM15 243H17L16 245H15ZM65 243L66 242H64V245L63 246H65ZM81 243H82V240H81ZM80 243V244H81ZM102 243V242H101ZM188 243V244H187ZM216 243V242H215ZM218 243V242H217ZM216 243V244H217ZM228 243H229V241H228ZM60 244V245H59ZM67 244V243H66ZM75 244V243H74ZM78 244V243H77ZM103 244V243H102ZM212 244V243H211ZM6 245V244H5ZM4 245V246H5ZM20 245V244H19ZM20 245V246H21ZM25 245V244H24ZM84 245V244H83ZM88 245V244H87ZM130 245V244H129ZM215 245V244H214ZM219 245V244H218ZM222 245V244H221ZM234 245H235V243H234ZM233 244H232V246H234ZM19 246V247H20ZM23 246V245H22ZM27 246V245H26ZM67 246V245H66ZM68 246H69V244H68ZM80 246V245H79ZM94 246H95V243H94ZM128 246V245H127ZM131 246H133V245H131ZM184 246V245H183ZM182 246V247H183ZM212 246V245H211ZM216 246V245H215ZM231 246V245H230ZM24 247V246H23ZM58 247H61L59 250H58ZM70 247H72V246H70ZM75 247H76V249H78V251H79V247H77L76 246V244H75ZM85 246H83L82 248L85 250V248H84ZM89 246H87V248H88ZM129 247V246H128ZM127 247V248H128ZM186 247V246H185ZM218 247V246H217ZM216 247V248H217ZM21 248V247H20ZM27 249H28V247H26ZM25 247H24V249H26ZM181 248V247H180ZM187 248V247H186ZM231 248V247H230ZM22 249V248H21ZM63 249H65V248H63ZM81 250V251H84V250ZM129 249V248H128ZM130 249H131V247H130ZM185 249V248H184ZM183 249V250H184ZM233 249L235 250V248L233 247ZM87 250V249H86ZM185 250H187V249H185ZM189 250H190V248H189ZM189 250H187V251H189ZM203 251H204V249H202ZM232 250V249H231ZM19 251V250H18ZM29 251V250H28ZM213 251V250H212ZM215 251V250H214ZM10 252V256L12 255V253ZM63 252V251H62ZM76 253H77V250L75 251ZM209 252V251H208ZM189 253V252H188ZM22 254V253H21ZM32 254H31V256L30 257H33L32 256ZM80 254H82V252L81 253H77V255H80ZM133 254V253H132ZM14 255V256H15ZM27 255H29L28 253H27ZM237 255V254H236ZM16 256H20V254L19 255H16ZM133 256V255H132ZM12 257V256H11ZM27 257H29V256H27ZM26 257V258H27ZM29 257V258H30ZM34 257V258H35ZM76 257V256H75ZM185 257V256H184ZM186 257H188L189 258V256L188 255H186ZM8 258H10V257H8ZM14 258V257H13ZM188 258H187V260H188ZM11 259V258H10ZM9 259V260H10ZM16 259V258H15ZM184 259V258H183ZM8 260V261H9ZM17 260H18V258H17ZM20 260V259H19ZM33 260V259H32ZM21 261V260H20ZM65 261V262H66ZM6 262V261H5ZM13 262V261H12ZM25 262V261H24ZM64 262V263H65ZM9 263V262H8ZM14 263V262H13ZM18 263V262H17ZM27 263L28 264H30L29 263V260L27 261ZM5 264V263H4ZM16 264V263H15ZM66 264V263H65ZM67 264H69V263H67Z\"/></svg>","mask_w":264,"mask_h":264}]
</instances>
